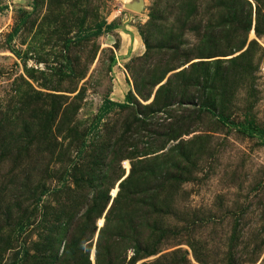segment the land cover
<instances>
[{"label":"rangeland","instance_id":"374dc122","mask_svg":"<svg viewBox=\"0 0 264 264\" xmlns=\"http://www.w3.org/2000/svg\"><path fill=\"white\" fill-rule=\"evenodd\" d=\"M155 1L0 0V264H264V0L257 17L256 0L237 3L251 17L240 49L230 45L239 41L230 33L240 28L238 13L215 42L196 35L221 25L223 15H202L210 0H195L183 26L170 1L172 13L160 14L178 20L181 38H161L172 44L162 54L167 32L147 24ZM133 2L141 9L126 6ZM101 19L108 31L90 34ZM144 38L148 61L137 57ZM246 47L249 55L234 60ZM221 75L225 84L210 85ZM203 77L209 87L199 93ZM163 84L188 111L158 108ZM127 93L143 107L155 94L156 105L140 106L143 113L135 102L108 106L98 117L104 100L124 102ZM204 102L209 111L198 106ZM33 111L29 148L18 155L19 119ZM179 117L188 129L169 138ZM45 132L42 142L54 139L55 149L39 145ZM131 168L136 204L112 208ZM148 245L154 252L133 259L131 246Z\"/></svg>","mask_w":264,"mask_h":264},{"label":"trees","instance_id":"16d2710c","mask_svg":"<svg viewBox=\"0 0 264 264\" xmlns=\"http://www.w3.org/2000/svg\"><path fill=\"white\" fill-rule=\"evenodd\" d=\"M170 1L172 3H174L173 6H175L176 8H180V11H181L180 12V16H181V20L183 21V23L181 22L182 26L184 24H186V22L184 23V20L186 21V19L190 16V14H192V13L196 14V12L194 11L195 0H156L153 3V5L151 7L152 13L149 14V20L147 21L148 22L147 24L150 26L153 34H158V33L161 34L160 31H162V30L164 32H167L166 34L165 33L162 34L160 36L159 41H158V43L160 45V46H158V52L159 53L168 52L167 50L172 48V44H171V46L169 44H166V45L164 44L163 45V40L161 38L166 39L168 43L170 41L174 40L173 37H176L177 39L181 38V35L178 36L176 34V32H175V28H178V27L181 26V24L177 25L178 20L175 17H173L171 22H169V21H167V17L163 18L161 16V14H160L161 10H163V12L164 11L166 12V10L168 11L170 9V6H168V3ZM242 1L244 3H246V4H249L247 0H216V1H213V2H211V0H210V2L207 5H205V7H203L204 6V4H203V6H202V9H203L202 15L205 16L208 20L214 18V11H215V13H217L219 15H223L222 16L221 25L218 22L215 25H211L212 28L211 27L207 28L205 31H202V32L200 31L201 28H200V25H198L199 23H197V25H194V26L187 23V27L192 28L193 31H195L196 27H197L199 29V31L201 32V33L197 32L196 35H198V37H202V34H204L206 37H209L213 41L217 42L219 40V38L215 34L216 33L215 31L219 30V26H222V25L224 26L226 24V21H229V23H231L232 19H234L235 14L238 13V17H237L235 23L239 22L240 28L237 31L236 30L235 31H231L230 33L233 34V36H231V38H235V39H237L236 41H238V40L239 41H238V43H236L237 44V46H236V44H234L233 40L231 39L232 43L230 45L234 49H237L240 46L242 47L243 44L246 41V33H247L248 29H249L250 21H251L250 6L247 7L246 10L242 11V9H239V6L237 5L238 2H242ZM189 2H191V4ZM256 2H258V5L256 7V12H255L256 17H257L258 16L257 15L258 14V7L260 5V2L257 1V0H256ZM161 4H163V9H159V6H161ZM173 6L171 7V9H173ZM170 10H169V12L172 13ZM243 12H245V13H243ZM102 24H103V20L102 19L99 20L98 22L96 21L94 23L93 30L90 32V34L99 35L103 31H108L110 26L108 24H106L104 26V30H102L101 29ZM208 30H210V31H208ZM13 31L15 32L16 29H14ZM254 33L256 35H260L262 33V30L259 29V26H257V24L254 25ZM139 34H140V36H143L141 34V31L139 32ZM11 37H12V34H8L7 41H9ZM76 38L77 39H81L82 37L76 36ZM144 41H145L144 46L146 47V52H144L141 56H137V57H138V59L141 58L144 61H148L149 56L147 54H148V51H149L151 46L149 47L150 44L148 42L149 41L148 39L144 38ZM206 41L209 42L208 40H206ZM203 42H205V41H203ZM176 45H178V43H176L174 45V47H173L174 48V53H178V51L180 50V44H179V46H176ZM249 49H250L249 47H246V49L240 51V53L237 55V57L234 58V60H238V62H239L240 58H243V57H246L247 55H249V53H248ZM232 60L233 59L229 60L231 62V64L233 62ZM140 72L141 73L144 72L143 68L140 69ZM225 77L226 76L221 75V77L218 76L215 80L212 79V82L210 83V85H215V84H218V83H224L225 84V82H221L222 80L225 79ZM179 81H181L184 84L182 78L179 79ZM196 81L200 82L199 78H196ZM208 81H209V79H206L205 77H203V79H202L203 83L200 85L199 90L197 92L200 93L203 90L205 91L206 88L209 87V86H207L209 84ZM154 83H155V81L153 80L152 84H154ZM186 85H188V84H186ZM134 89H135V84H134ZM141 89L143 90V87ZM160 89H162L163 93H164V90L167 89V90H165V91H167V93L164 96V98L161 99V102L160 103L158 102L159 103L158 108H170L171 107L170 106L171 103H176V106L174 108H172L173 110H178L181 114H183L186 111H188L187 109H185L184 106H181V103H183L182 100H180V99L176 100L175 98H173L175 96V94H173L171 92V88L170 87L168 88L164 84L160 85L156 89V93H158V91ZM136 93H138L140 96L142 95V92L140 90V86L139 85L136 88ZM147 96H148V94L145 93V98ZM78 98H79V96L74 97L75 101L78 100ZM156 98H157V96L154 94V98L149 103V106L147 105L146 107H143L140 104L138 105V102L136 103V101L134 100V97H132L131 93H127V95L125 96L124 102H113V101H110V100H104V102L99 106L97 114H98V117L100 118L107 111V109H109L108 106H115V107H119V108L121 107V108L125 109V108H130L133 105V102H135L134 105H136L137 110L142 111L140 106L142 108H150V107H152V105H156ZM31 101H33V100H31ZM35 101L37 102L38 99L34 100V102ZM207 105L208 104H206L205 102L204 103H198V106H200V108H203V109H206L207 111H209L210 109L208 108ZM26 106L27 105L25 104L23 108H25ZM58 108H59V104L57 106H53L51 108V110H50L51 111V115L56 113ZM157 109H153V110L156 111ZM75 110H76V107L72 106L70 114H73L75 112ZM210 112L213 113L212 110ZM142 113H143V111H142ZM144 113H149V111L145 110ZM35 114H36L35 111H33V112L29 113L25 118L19 119V121H20V126H19L20 127V131L16 132V136L17 137L20 136L19 138H16V141L20 142V147L17 150V154L18 155L22 151H27L28 148H29L30 141L28 140V135L30 133V129H31V126H32L31 119H32V117L34 118ZM20 117H22V115H20ZM217 117H218L220 122H224V120L226 119L222 114L218 115ZM178 119H179L178 125L174 126L175 127L174 128L175 130L173 132L174 134L170 133L172 131L171 129L167 131V133H170L169 138L176 137V136L180 135V133L186 132L187 129H188V126H189L188 119L184 118V117H179ZM51 121L52 120H48L47 121V124H46V128L47 129L49 128L48 123H50ZM67 122H68V120H67ZM163 132H165V131L163 130L161 133H163ZM45 136H46V132L42 135V138L38 140L39 145L40 144H42V145L46 144L48 146H51L53 149H55L56 144L53 141L54 139H51L52 140L51 142H46V141L42 142V139H45ZM124 138H125V136H124ZM123 140L124 139L120 140V142H123ZM50 153H52V150L50 151ZM117 153H119V152H117ZM111 155H113V154H111ZM123 156H124L123 154L117 155L115 157L114 161H117L119 158H121ZM131 156L132 155L129 153L128 157H131ZM133 172H134V169L131 168V171H130L129 175L127 176L128 178H125V179H123L122 181L119 182V184H118V186H119L118 193L112 199V202H111L112 204H114V206L112 208L115 207L116 202L118 203L119 200H122V201L126 202L123 205L124 207H126V209H131L136 204L135 201H134L136 192L133 189H129L131 187L129 185L130 184L129 181L131 180V178H133V181L135 179ZM162 181H163V178L161 177V179H159L157 181V183H158V184H156L157 187L162 186V184H161ZM43 192H44V190L41 189L39 193L42 194ZM149 192H150V190H147L148 195L146 196V200H148V198H151V196L149 195ZM143 201H145V198H143ZM118 204H120V203H118ZM110 208H111V205L107 209L108 212H109ZM102 210H103V208H102ZM108 212L106 214H108ZM89 216H90V213L88 212V213H86L85 218L88 219ZM151 232H153V231H151ZM159 236H160V234H157L155 238H157ZM125 238H127V237H125ZM129 239H131V237ZM131 248L134 250L133 259H137V258H141L143 256H147L148 254L154 252V250H155L150 245L146 246V248L144 250H137L135 248V246H131ZM191 248L193 249L194 247L191 246Z\"/></svg>","mask_w":264,"mask_h":264},{"label":"water","instance_id":"95a60500","mask_svg":"<svg viewBox=\"0 0 264 264\" xmlns=\"http://www.w3.org/2000/svg\"><path fill=\"white\" fill-rule=\"evenodd\" d=\"M126 6L130 7V8H133V9H136V10H140L141 9V4L140 2H133V3H130V4H126Z\"/></svg>","mask_w":264,"mask_h":264}]
</instances>
